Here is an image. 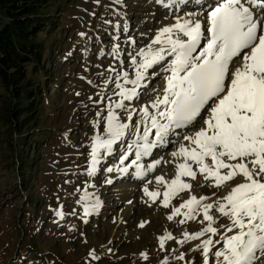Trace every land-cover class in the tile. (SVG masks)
Segmentation results:
<instances>
[{
  "label": "snow or ice",
  "instance_id": "6c2138e0",
  "mask_svg": "<svg viewBox=\"0 0 264 264\" xmlns=\"http://www.w3.org/2000/svg\"><path fill=\"white\" fill-rule=\"evenodd\" d=\"M159 3L171 8L177 0ZM191 3L201 9L199 18L194 13L176 16L174 23L155 33L150 44L127 53L134 69L132 77L128 71L117 72L115 80L106 82L115 84L119 100L107 104L104 134L92 137L88 175L96 174L101 150L112 155L114 146L119 145L124 149L119 165L106 171L124 174L134 167L135 176L143 178L155 171L161 159L147 168L142 159L151 156L153 149L175 141L178 147L170 153L173 159L169 161L175 165L174 176L170 180L163 174L155 177L156 185L164 187L162 193L159 187L150 190L147 186L143 193L153 203L162 196L161 205L172 207L168 220L181 216L180 224L196 221L202 227L183 231L179 239L165 232L158 238L160 249L165 250L171 240L181 246L199 241L189 251H197L202 264H264V0ZM121 51L116 43L108 54L119 57ZM166 60L162 90L152 89L154 98L139 108L126 104L139 101L140 89L147 88L149 69ZM117 109L124 111L126 120ZM94 123L99 129L100 122ZM132 155L134 159L120 167ZM198 175L206 182L200 187L221 189L228 185L229 190L219 196L193 194L192 181ZM237 177L241 180L229 185ZM184 191L189 197L172 206L171 201ZM89 199L85 190L82 202ZM99 206L98 199L91 206L85 203L84 215ZM55 214L64 218L62 206ZM139 226L143 228L144 222ZM171 251L175 259L192 264L184 253ZM90 255L99 258L94 250ZM141 255L148 260L147 252ZM163 264H169L167 258Z\"/></svg>",
  "mask_w": 264,
  "mask_h": 264
},
{
  "label": "rangeland",
  "instance_id": "374dc122",
  "mask_svg": "<svg viewBox=\"0 0 264 264\" xmlns=\"http://www.w3.org/2000/svg\"><path fill=\"white\" fill-rule=\"evenodd\" d=\"M38 4L43 6L49 23L36 40L45 46L42 62L46 72L39 74L31 69L27 77L32 78L33 94L41 80L46 83L36 98L37 123L23 126L20 136L17 127L1 113L14 100L13 88H0V264H163L165 258L169 264H185L175 259L171 249L196 263V252L189 249L199 241L181 246L171 240L165 250L160 249L158 238L165 232L179 239L186 226L202 227L196 221L180 224L181 216L168 220L172 207L161 205L162 196L153 203L139 187L134 197L137 204L124 212L121 195H128L123 190L132 188L135 182L111 179L106 171L117 166L123 147L114 146L112 155L101 150L96 174L88 175L92 137L104 134L107 104L119 100L115 84L106 82L131 66L126 54L131 48L126 42L130 36L137 43L145 37L148 0H38ZM124 34L127 37L123 41ZM116 36L119 40L114 39ZM116 43L125 58L108 54ZM155 86L157 82L151 87ZM140 100L148 103L150 96L140 94L137 103ZM97 121L99 129L94 123ZM174 146L159 157V169L167 170L163 158ZM133 156L125 163H130ZM159 169L149 173L144 187L161 175ZM109 179L111 184L107 183ZM201 181L198 175L192 181L196 182L193 188L207 196L212 187L198 186ZM85 190L100 202L96 213L87 216L86 201L82 202ZM159 190L162 193L164 188ZM186 192L179 193L171 205L184 202ZM61 206L63 219L55 214ZM93 250L98 259L91 257ZM145 252L148 260L142 258Z\"/></svg>",
  "mask_w": 264,
  "mask_h": 264
},
{
  "label": "trees",
  "instance_id": "16d2710c",
  "mask_svg": "<svg viewBox=\"0 0 264 264\" xmlns=\"http://www.w3.org/2000/svg\"><path fill=\"white\" fill-rule=\"evenodd\" d=\"M46 19L38 0H0V88L12 87L14 96L1 113L17 127L19 136L23 126L35 125L38 120L36 98L46 82L41 80L40 88L33 94L34 84L27 75L31 69L39 74L46 72L42 62L45 46L36 41L47 30Z\"/></svg>",
  "mask_w": 264,
  "mask_h": 264
},
{
  "label": "bare ground",
  "instance_id": "6f19581e",
  "mask_svg": "<svg viewBox=\"0 0 264 264\" xmlns=\"http://www.w3.org/2000/svg\"><path fill=\"white\" fill-rule=\"evenodd\" d=\"M157 1V3L158 4H156V5H152L151 6V8H149V10H148V12H147V20H146V22H145V26H146V29H147V32H146V34H145V37L143 36L142 37V41H139L138 43L137 42H135L136 43V46H135V44L134 45H132V48H143V47H145V46H147L148 44H150L151 43V40L154 38V35H155V33L160 29V28H162V27H164V26H166V25H170V24H172V23H174L175 22V18H176V16H181V15H186V14H183V13H177V12H174V11H176V10H174V11H170V10H168L167 8H165V7H163L162 6V4L161 3H159V0H156ZM200 9V8H199ZM201 10V9H200ZM144 12V11H143ZM194 13V12H193ZM194 14H196L197 15V17L199 18V16L200 15H198L199 13H194ZM124 37H127V35H124ZM138 37V36H137ZM126 40V39H125ZM131 40H134V37L133 36H130L129 38H128V44H130L131 45ZM124 43V42H123ZM127 48V47H126ZM129 49V48H128ZM121 56V55H120ZM171 59V57H168V60H170ZM128 60V59H127ZM130 62V61H129ZM167 64V60L166 61H164V63H163V70H164V65H166ZM127 65V64H126ZM157 66V65H156ZM129 67V66H128ZM161 67V66H160ZM126 71H128L129 72V75H130V77H132L133 75H134V69H133V67L132 66H130L129 68H127L126 69ZM158 70H156L155 72H153V73H156V74H158L157 76H159V75H162L159 79H158V82H157V86H155V87H148V84H149V82L151 81V79H149L148 78V81H147V88H141L140 89V91H141V93L142 94H144V95H147V96H150V99L151 98H154V96L156 95V92H151V90L152 89H156L157 90V92H159L160 90H162V88H163V86H164V79H163V77L165 76V75H167V73L165 72V71H161V72H157ZM155 74V75H156ZM152 76H153V74H152ZM121 83H123V82H121ZM126 87H131L130 85H125ZM118 92V91H117ZM141 94V95H142ZM115 96H118V95H116L115 94ZM116 101V100H115ZM141 102H139V103H137V100H133L132 102H128V101H125V103L126 104H129V103H131V105L132 106H135V107H137V108H139V106L140 105H142V104H145V102H143L142 100H140ZM117 113L120 115V117H121V119L122 120H126V115H125V113H124V111L123 110H121V109H117ZM133 120H136V117L135 116H133ZM178 132H180L181 130H177ZM170 138H172L171 136H170ZM173 139V138H172ZM127 143H131V141H128V140H125ZM175 142V141H174ZM179 142H181V143H186V142H184V141H179ZM175 144H176V146H174L173 147V149L168 153V155L167 156H165L164 158H163V166L165 165V164H167L168 165V167H167V170H163V169H159V173H161V175L163 174V175H165V177H166V179H171L173 176H174V174H175V165H174V163H171V162H169V161H172V157H171V155H170V153L172 152V151H174V150H176V148L178 147V143H176L175 142ZM161 155V153L158 155V156H160ZM148 157H144L143 159H142V163L147 159ZM155 158V157H154ZM158 158V157H157ZM104 161V160H103ZM150 163H152V162H150ZM118 165V164H117ZM160 165V164H159ZM125 165H120V167H124ZM132 169H133V171H135V168L134 167H132ZM111 176V179H115V178H119V177H121L122 175H126L127 173H124V174H122V173H119V172H115L114 171V173L113 172H111V173H109ZM239 180H241V177H237L236 178V180H234V181H231V182H229V185H234L237 181H239ZM125 182V181H124ZM198 182V181H197ZM203 181H201V183H202ZM199 183V182H198ZM195 184H196V182H195ZM195 184H193V185H195ZM133 186V185H132ZM199 186V185H198ZM147 187H149V189L150 190H154V189H156L157 187H159L161 190H162V188H164L162 185L161 186H157L156 185V183H155V181H151V184L149 185V186H147ZM196 187V186H195ZM139 186H137V185H135L134 187H132V188H130V189H127V187L123 190L124 192H126L127 191V193H128V195H126L125 193L123 194V195H121V199L124 201V203H125V208H124V212H130L131 210H133V208L135 207V205L137 204V201H136V198H134V197H136L135 195L137 194V192L139 191ZM141 190V189H140ZM143 190V189H142ZM201 189H198V191L197 190H195L194 188H193V194H196V195H201V194H203V195H205V193H202V191H200ZM212 192L210 193V194H207V196H212V193H216L217 194V196H219V195H221V194H226L227 193V191L229 190V186L228 185H226L225 187H223V188H221V189H216V188H213L212 187ZM209 191H211V189L209 190ZM208 191V192H209ZM123 193V192H122ZM95 194V193H94ZM140 194V193H139ZM186 194H187V192H186ZM126 195V196H125ZM90 197V199L88 200V201H86V203L89 205V206H91L92 204H94L95 203V201H96V197L94 196V195H90L89 196ZM189 197V193L186 195V199ZM216 197H213V199H215ZM96 211L97 210H95V211H93V212H91L90 214L92 215L93 213H96ZM194 224V223H193ZM196 226V225H195ZM195 226H193L192 224L191 225H189V226H186L187 228L185 229V230H187V231H189V232H194V231H196V230H199L200 228V226L198 227L197 226V228L195 227ZM184 230V231H185ZM182 232V231H181ZM181 234V233H180ZM193 242V241H192ZM192 247V246H191ZM217 247H219V245H217ZM195 251V250H194ZM213 251H215V249H213ZM196 252V257H198V259L196 260V263H194V264H201V258H200V255H199V253L197 252V251H195ZM174 256V255H173Z\"/></svg>",
  "mask_w": 264,
  "mask_h": 264
}]
</instances>
